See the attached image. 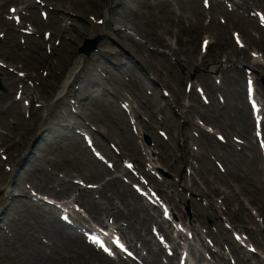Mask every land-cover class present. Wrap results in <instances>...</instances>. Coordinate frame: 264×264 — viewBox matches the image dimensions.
<instances>
[{"label": "rangeland", "instance_id": "374dc122", "mask_svg": "<svg viewBox=\"0 0 264 264\" xmlns=\"http://www.w3.org/2000/svg\"><path fill=\"white\" fill-rule=\"evenodd\" d=\"M263 1L264 0H255ZM153 6L150 2L138 3L140 13L139 15L132 16V24L140 29V35L143 36L148 42L162 43V40L158 35H162L164 38H171L177 42L178 49L184 55L183 57L191 62L192 59L197 58L199 55L198 43L200 40V33H196L195 25L200 20V11L204 16L207 12H203L200 3L197 0H153ZM88 0H61L60 7L64 10L66 7L74 9L75 13L79 16L81 21L86 20L91 11H95V17H99L101 6L104 4L96 3L90 5ZM59 7V8H60ZM221 8V7H220ZM179 10V14L183 20L180 25L175 22V12ZM210 16V15H209ZM212 23L207 30L211 35L214 44L208 51L204 60L206 63H217L220 59L227 61V67L220 73L221 84L216 88L211 81L207 82V89L212 99V104L208 107L196 109L192 114L199 115L203 121L214 127L216 130L223 133L227 139L226 145H220L212 137L202 135L199 140L193 141L198 146L199 154L194 157L198 169L195 170L197 189H193V185L190 184V177L188 175L183 179V172H178V178L183 183H180L182 187H188L190 191L203 194L212 201L218 197L225 198V206L227 212L225 216L228 220L234 222L236 225L244 224L247 227L255 226L251 216L248 213L247 207L261 208L264 206V174L261 170V162L258 152L251 151L250 148H244L234 143V140L238 137L248 141L252 138V125L247 124L249 119V113L245 106L244 101V74L236 66L243 61L244 54L236 49L231 38V31H238L247 44L248 50L256 49L264 54V41L262 31L257 28L255 23L243 15L238 13H222L218 8L211 9ZM218 17H223L226 21L225 25H221L218 22ZM201 21V20H200ZM197 30V29H196ZM255 37L261 38L262 42L258 43L253 40ZM33 41V40H32ZM258 43V44H257ZM12 44L6 42L0 45V55L4 58L14 59L27 67L34 68L42 66L44 55L43 50L38 46L31 45L28 50H25L14 57L11 53ZM152 58H154L152 56ZM33 60L36 65H33ZM190 66V63H189ZM170 83L173 86L178 87L180 81L172 76ZM136 88L139 89V85L136 84ZM140 90V89H139ZM181 92L180 90H178ZM220 93L224 98V103L220 106L215 100V94ZM95 108V105L91 109ZM111 110V111H109ZM114 107H108L105 103L104 109H93L96 116H91L93 121H97L100 118L102 124L108 127L114 135L118 134L123 126L120 124V119L114 112ZM113 111V112H112ZM8 115H12L18 120L19 125L15 127L14 131H23L27 133L29 127H25L20 118L16 115V110L13 109L8 114L0 115V124H4ZM124 133L125 130H123ZM121 133V132H120ZM122 134V133H121ZM67 141V140H66ZM62 146V149L58 146H43L42 149L47 156L52 158L63 174L71 173L74 171L89 173L93 164L90 159H87L84 152H79L81 145H74L72 142ZM132 149L133 142H130ZM57 149L59 155H55ZM67 150V151H66ZM206 151H211L217 160L224 167L225 173H217L215 169L212 170L209 159L207 158ZM170 152H167L166 157L168 162L170 160ZM164 161L165 155L163 156ZM175 174L174 172H171ZM177 174V173H176ZM33 184L38 187L42 185V181H48L44 175L39 174L30 175ZM44 179V180H43ZM174 189V188H173ZM210 194H208V192ZM223 190V191H222ZM167 192L172 193L169 189ZM195 210H198V205H193ZM18 211L28 213V217L34 218L31 210H24L18 207ZM15 212L13 214L15 215ZM35 213V212H34ZM37 213V212H36ZM264 215V213H263ZM45 223L43 227L38 223V226L49 236L48 234L58 235L57 225L49 221L40 219ZM209 223L210 219H206ZM39 232L44 235L40 230ZM45 236V235H44ZM255 240L259 245L264 248V235H255ZM217 238H220L218 234ZM32 243L28 240L18 244V252L10 253L7 257H4L2 264H32ZM20 247V248H19ZM71 249L68 247L63 251L64 254L69 255Z\"/></svg>", "mask_w": 264, "mask_h": 264}, {"label": "bare ground", "instance_id": "6f19581e", "mask_svg": "<svg viewBox=\"0 0 264 264\" xmlns=\"http://www.w3.org/2000/svg\"><path fill=\"white\" fill-rule=\"evenodd\" d=\"M110 1H113V0H110ZM64 88H65V85L62 86V89H64ZM20 163H21V160L19 159V160L17 161V163H16L17 166L20 165ZM28 165H29V164H28ZM129 207L132 208L131 205H129ZM113 209H114V208H113ZM113 211H115L114 214H119V211H118L117 209H116V210L114 209ZM125 218H127V217H125ZM65 229H66V228H65ZM66 230L69 231L68 229H66ZM69 233H70V231H69ZM131 234H132V237H133L134 239L141 241V242L143 243L144 246L148 247L147 242L144 241L143 238L141 239V237H140L139 235H137V233H136L135 230H131ZM0 239H1V240H6V238L3 237V236H1V235H0ZM74 239H75V241H76L77 243H81V240H80V238H79L78 236H77V237H74ZM150 255H151V257H152V263H149V264H159V263H158V258H156V257L153 255V252L150 251ZM80 256H81V264H92V263H93V257H91L89 254H88V260H87L86 258H84L83 255H82L81 253H80ZM95 258H96V257H95ZM101 258H102V259H101ZM89 260H91V261L89 262ZM94 262H97L98 264H115L114 262L110 261L109 259H107V258H105V257H100V260H98V259L96 258V260H95ZM239 264H244V262H242L241 260H239Z\"/></svg>", "mask_w": 264, "mask_h": 264}]
</instances>
